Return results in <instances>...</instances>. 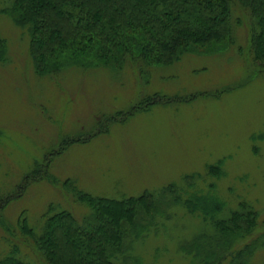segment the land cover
<instances>
[{"label": "rangeland", "instance_id": "374dc122", "mask_svg": "<svg viewBox=\"0 0 264 264\" xmlns=\"http://www.w3.org/2000/svg\"><path fill=\"white\" fill-rule=\"evenodd\" d=\"M242 20L241 51L186 56L171 71L151 69L145 83L132 65L112 77L78 68L38 76L26 30L0 14L7 46L0 63V258L10 240L21 257L45 264L18 221L25 216L37 231L54 205L83 224L89 210L73 198L76 190L106 198L152 192L159 212L172 208L135 221L122 249L132 260L124 264H201L186 245L212 230L169 201L182 187L201 192L212 183L224 212L245 202L258 213L253 238L264 245V65L248 60ZM154 93L187 99L136 111ZM98 115L113 121L98 124ZM218 161L219 178L206 177ZM246 261L264 264V246Z\"/></svg>", "mask_w": 264, "mask_h": 264}, {"label": "trees", "instance_id": "16d2710c", "mask_svg": "<svg viewBox=\"0 0 264 264\" xmlns=\"http://www.w3.org/2000/svg\"><path fill=\"white\" fill-rule=\"evenodd\" d=\"M0 14L26 30L34 72L43 77L58 76L71 68L104 69L112 77L132 65L147 83L151 69L171 71L186 56L221 54L229 46H239L241 51L236 33L243 17L247 22L248 60L259 67L264 65V0H0ZM6 61V41L0 37V63ZM198 96L207 94L191 98ZM186 99L154 93L135 108L147 110ZM104 117L98 115L96 122L100 124ZM221 162L207 167L206 177L219 178ZM214 187L212 183L201 192L182 187L169 201V205L181 207L212 230L187 243L186 250L201 257V264H248L245 259L251 261L264 246L262 238H253L258 230V213L245 202L224 212L225 204ZM165 190L174 194L173 186ZM72 196L89 210L83 224L54 205L41 216L37 231L25 216L18 221L19 231L33 241L45 264L131 261V257L122 256V249L135 221L142 216L145 220L153 214L164 215L172 208L159 212L152 192L106 198L76 190ZM138 210L145 215H139ZM7 243L8 252L0 258V264H37L21 257L12 241Z\"/></svg>", "mask_w": 264, "mask_h": 264}]
</instances>
